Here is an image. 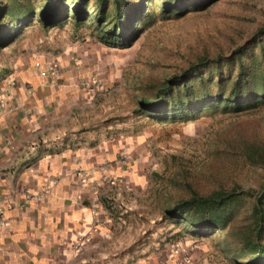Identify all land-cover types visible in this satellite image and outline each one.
<instances>
[{"label":"crops","instance_id":"0c3cea01","mask_svg":"<svg viewBox=\"0 0 264 264\" xmlns=\"http://www.w3.org/2000/svg\"><path fill=\"white\" fill-rule=\"evenodd\" d=\"M38 39L0 47V264H186L162 234L166 194L139 173L137 140L105 125L94 64ZM127 149L131 162L114 163Z\"/></svg>","mask_w":264,"mask_h":264},{"label":"rangeland","instance_id":"374dc122","mask_svg":"<svg viewBox=\"0 0 264 264\" xmlns=\"http://www.w3.org/2000/svg\"><path fill=\"white\" fill-rule=\"evenodd\" d=\"M12 8L0 22L11 24L9 18L19 15L24 3L38 5L41 0H2ZM73 2V0H65ZM95 0H88L91 13ZM110 0L106 1L109 6ZM152 21L145 23L139 36L127 48L112 47L97 38L100 29L84 20L73 24L72 18L49 28L40 26L34 16L31 23L20 30L8 48L39 38L49 51L81 47L84 62L93 65L103 87L95 90V97L103 101L105 125L113 124L121 136L137 140L139 173H145L152 188L166 194L167 209L188 193L189 182L200 192L239 186L256 187L264 179V168L248 161L236 145L244 141H264V105H256L239 112L203 113L186 121L177 118L159 120L149 115L141 99L152 95L155 88L187 63L201 54L208 57L226 55L243 43L261 24H264V0H211L204 8L180 15L161 16L156 0L147 3ZM36 12V10H35ZM264 44V37H263ZM82 61V62H83ZM102 81V82H101ZM99 83V84H100ZM109 123V124H108ZM261 144L258 142L256 145ZM130 150L117 155L114 163L127 166ZM105 164L102 183L110 180ZM135 164V163H134ZM137 208L140 203L137 200ZM141 209V208H140ZM248 203L235 208L234 223L241 222ZM162 234L169 249L186 264H238L228 253L224 230L193 236L183 222L164 214ZM161 221V222H162Z\"/></svg>","mask_w":264,"mask_h":264},{"label":"trees","instance_id":"16d2710c","mask_svg":"<svg viewBox=\"0 0 264 264\" xmlns=\"http://www.w3.org/2000/svg\"><path fill=\"white\" fill-rule=\"evenodd\" d=\"M95 0L91 13L88 0H41L38 5L24 3L19 15L0 22V47L10 44L20 30L34 18L44 28L65 23L72 18L77 25L90 21L100 29L99 41L112 47L127 48L139 36L145 23L152 21L149 0ZM159 14L180 15L198 10L211 0H156ZM12 8L0 0V20ZM36 10V12H35ZM264 24L259 25L241 44L226 55L208 57L201 54L177 73L163 81L152 95L141 99L149 115L159 120L194 119L203 113L239 112L258 104L264 105ZM258 142L261 144L256 145ZM239 152L264 168V141H244ZM187 195L175 200L166 215L189 227L187 232L201 236L210 231L224 230L228 253L238 264H264V179L256 187L239 186L200 192L185 182ZM247 202L248 209L241 222L234 223L235 208Z\"/></svg>","mask_w":264,"mask_h":264},{"label":"built area","instance_id":"2783aa9c","mask_svg":"<svg viewBox=\"0 0 264 264\" xmlns=\"http://www.w3.org/2000/svg\"><path fill=\"white\" fill-rule=\"evenodd\" d=\"M35 66H36L37 69H40V64H39V63L36 62V63H35ZM97 83L99 84V83H100V80H98ZM85 179H86V177H82V178H81V182H82V183L85 182ZM74 246H75V245H74Z\"/></svg>","mask_w":264,"mask_h":264}]
</instances>
